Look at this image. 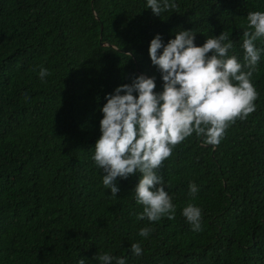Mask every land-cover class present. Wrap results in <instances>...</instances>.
Listing matches in <instances>:
<instances>
[{
    "label": "trees",
    "instance_id": "trees-1",
    "mask_svg": "<svg viewBox=\"0 0 264 264\" xmlns=\"http://www.w3.org/2000/svg\"><path fill=\"white\" fill-rule=\"evenodd\" d=\"M174 2L157 17L147 0H0V264H101L103 253L125 264H264V38L256 110L218 146L193 133L158 170L175 219L138 220L141 174L118 177L114 197L92 159L106 94L140 74L162 90L148 55L156 34L166 44L193 30L202 46L227 32L243 64L247 14L264 12V0ZM189 203L201 208L200 232L182 215Z\"/></svg>",
    "mask_w": 264,
    "mask_h": 264
},
{
    "label": "clouds",
    "instance_id": "clouds-1",
    "mask_svg": "<svg viewBox=\"0 0 264 264\" xmlns=\"http://www.w3.org/2000/svg\"><path fill=\"white\" fill-rule=\"evenodd\" d=\"M177 7L174 0H147V8L157 17ZM195 36L193 30H179L165 44L162 36L156 34L149 43L148 55L160 73L162 90H155V77L140 74L131 83L121 84L106 94V103L100 109L101 134L93 147L92 159L103 171L104 188L114 197L119 192L118 177L127 179L141 174L134 189L136 203L143 206L138 220L175 219L176 206L158 170L177 145L195 133L203 138V144L218 146L231 124L256 110L258 93L251 78L262 51L256 41L264 38V12L247 14L243 64L235 55L229 56L234 41L227 32L210 36L202 46L194 43ZM132 54L127 53L129 57ZM50 74L40 67L42 82ZM24 99L30 97L25 94ZM198 191L197 185L190 182L189 195L193 200ZM182 215L192 231H202L201 208L189 203ZM152 231L144 227L138 234L147 238ZM130 251L139 256L142 247L133 243ZM96 259L101 264H125L124 258L108 253ZM79 264H84V259Z\"/></svg>",
    "mask_w": 264,
    "mask_h": 264
}]
</instances>
